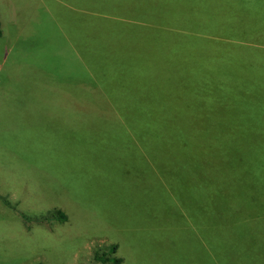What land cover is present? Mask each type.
<instances>
[{"label": "rangeland", "instance_id": "obj_1", "mask_svg": "<svg viewBox=\"0 0 264 264\" xmlns=\"http://www.w3.org/2000/svg\"><path fill=\"white\" fill-rule=\"evenodd\" d=\"M0 27V264H264V0H0Z\"/></svg>", "mask_w": 264, "mask_h": 264}, {"label": "trees", "instance_id": "obj_2", "mask_svg": "<svg viewBox=\"0 0 264 264\" xmlns=\"http://www.w3.org/2000/svg\"><path fill=\"white\" fill-rule=\"evenodd\" d=\"M133 29L132 28H130V27H128V31L127 32H133L132 31ZM2 36V30H1V27H0V37ZM84 56V55H83ZM103 83H105V82H103V81H97V82H94V85H97L98 86V88L100 89H98L99 90V93L101 94H103L105 97H107V95L106 94H113V92L110 90V89H107L106 87H105V85L103 84ZM106 84V83H105ZM100 85H103V87L104 88H100ZM94 91V90H93ZM96 92V91H95ZM93 93V92H92ZM91 95H93V94H91ZM62 96V95H61ZM93 97V96H92ZM62 98H64V99H66V97H63L62 96ZM47 101H49V98L47 99ZM71 103H73V102H71ZM53 105L55 106V105H57V103H55L54 101H53ZM77 104H74V107H77L76 106ZM121 125H124V123H122ZM121 125H119L120 127H121ZM185 217H186V213H185ZM53 218H56L55 220H58V221H66L67 220V215L66 214H64V213H60V212H58V214H57V216L56 217H53ZM96 259H98V260H100V261H102V262H112V263H115V264H120L121 262H122V260L121 259H115V258H101L100 256L98 257V256H96Z\"/></svg>", "mask_w": 264, "mask_h": 264}, {"label": "crops", "instance_id": "obj_3", "mask_svg": "<svg viewBox=\"0 0 264 264\" xmlns=\"http://www.w3.org/2000/svg\"><path fill=\"white\" fill-rule=\"evenodd\" d=\"M71 101V100H70ZM73 104V103H72Z\"/></svg>", "mask_w": 264, "mask_h": 264}]
</instances>
